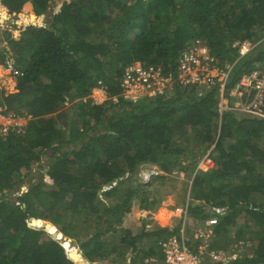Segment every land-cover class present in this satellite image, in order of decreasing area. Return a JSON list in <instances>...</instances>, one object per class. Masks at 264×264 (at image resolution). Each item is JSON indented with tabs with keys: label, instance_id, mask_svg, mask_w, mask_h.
<instances>
[{
	"label": "trees",
	"instance_id": "trees-1",
	"mask_svg": "<svg viewBox=\"0 0 264 264\" xmlns=\"http://www.w3.org/2000/svg\"><path fill=\"white\" fill-rule=\"evenodd\" d=\"M52 2L0 0L15 18L25 12L41 16ZM13 32L0 40L6 44L0 45V65L9 53L21 75H14L15 93L0 87V106L28 121L7 134L0 126V264L106 261L111 244L104 236L110 230L119 233L122 253H130L123 264H158L162 243L181 235L183 220L168 223L169 212L160 219L149 215L141 218L139 231L125 220L134 197L145 195L140 211L163 204L162 192L151 197L149 189L168 176L124 191L113 185L132 179L145 164L167 174L182 167L187 149L172 141L174 129L193 132V144L210 151L213 167L194 169L185 204L198 223L213 208L225 209L209 250L228 251L253 235L250 255L237 264H264V118L220 113L218 85L205 93L177 88L149 101H112L129 66L139 62L174 73L199 39L222 63L237 60L228 89L243 73L264 71V41L240 60L233 48L237 41H261L264 0H64L41 26L15 25ZM101 85L111 101L92 104L89 96ZM49 152L51 160L43 165ZM30 175L35 182L20 193ZM7 191L19 197L12 200ZM64 216L79 218L88 230L94 226L95 233L79 237ZM229 235L235 240L224 244Z\"/></svg>",
	"mask_w": 264,
	"mask_h": 264
},
{
	"label": "built area",
	"instance_id": "built-area-1",
	"mask_svg": "<svg viewBox=\"0 0 264 264\" xmlns=\"http://www.w3.org/2000/svg\"><path fill=\"white\" fill-rule=\"evenodd\" d=\"M60 7L61 5L58 9ZM262 42L253 43L250 40L235 42L233 48L238 51V60L250 54ZM6 55L5 66L9 72L16 76L21 75L15 67L14 59L9 53ZM236 61L222 63L212 54L208 43L199 39L179 58L174 73H165L161 66H145L139 62L129 66L121 80V93L113 101L118 103L120 97L132 102H140L142 98L152 100L158 96L171 95L177 88H196L205 93L218 85L221 94L220 113L229 110L236 115L264 118V71L243 73L228 89ZM92 95L93 104H102L109 99L108 90L103 85L94 88ZM231 101H234V108L231 106ZM22 119L14 114L5 113V108L0 106V126L3 134H7L11 127H22ZM161 174L159 170L153 169L145 174L142 173L140 180L147 183L154 176ZM224 212V208H213L212 216L198 227L195 233L197 241L194 243L183 235L170 236L162 243V260L156 262L158 264H237L245 254L244 246L240 242L234 244L233 247H236H230L228 251L209 250L214 237V227L217 226L219 216Z\"/></svg>",
	"mask_w": 264,
	"mask_h": 264
},
{
	"label": "rangeland",
	"instance_id": "rangeland-1",
	"mask_svg": "<svg viewBox=\"0 0 264 264\" xmlns=\"http://www.w3.org/2000/svg\"><path fill=\"white\" fill-rule=\"evenodd\" d=\"M64 0H53L50 6V10L39 16L35 12H25L22 13V15L19 18H15L14 16H11L9 14V11L6 7L1 5L0 3V40L3 39L4 33L6 31H11L13 32L14 26L15 25H20V26H27V25H33V26H41L43 22H45L50 16H52L55 11L58 10V7L62 5ZM34 16L36 19L35 22H31V17ZM14 34L16 32H13ZM18 35V32H17ZM264 41V36L261 37V41ZM1 46H5V43L0 44ZM4 65H0V87L7 93V94H12L16 92L17 88V79L14 76V74L10 73L7 67L5 66V60H4ZM93 94V91H92ZM90 95L89 98H92L93 95ZM99 94L96 95L98 97ZM93 99V98H92ZM115 99V97H112V101ZM142 101H149L147 98H142ZM111 101V98L109 97L108 100L106 101ZM105 101V102H106ZM129 101V100H126ZM113 103H115L113 101ZM231 106L234 108V101H231ZM74 118L77 116V111L74 110L73 112ZM238 117H242V115H237ZM27 119L23 118L21 121V126L20 128H24L25 125L27 124ZM174 132H176V135L172 136L173 137V142L182 145L187 149V154L188 156L186 158H182L183 160V166L174 171L171 174H167L168 177L165 178V180L162 183L159 184H153L151 188L149 189V192H151V197L155 196L156 191H161L162 192V199H163V204L159 208L155 209H143L142 211L138 210V207H142L144 202H142V199L145 198V195H142L140 192L139 196L140 198L134 197L133 201H135L132 205L131 208L133 211L127 216L126 218V226L127 227H132L133 231H139L142 227L141 225V218H149V217H156L158 219L163 218L165 216V212H169L168 216V223L179 221L180 219L183 220L182 224V233L186 239H191L193 243L196 240L195 233L198 230V227H201V223H198L197 221H194L191 219L190 216L187 215V210L185 208V204L189 201V195H190V189L192 186V182L194 179V176L196 174L197 170H201L203 172L209 171L213 167V162L210 157V151H207L206 153H203V150H200L196 145L193 144V132L181 130L179 132L177 129H174ZM178 132V133H177ZM182 133H185L183 136ZM73 148V147H72ZM52 152H49L48 154H45L43 156L42 163L43 165H47V163L50 162V155ZM195 166V167H194ZM158 168L156 165H151V164H145L142 165L141 167L138 168V172L135 173L132 177V179H129L125 181L123 184H114L113 187L118 186L121 191L124 190H130V188L138 182L143 185H149L152 184V179L148 181L147 183L141 182L140 178L142 173L145 174L150 170ZM196 168V171L194 169ZM159 169V168H158ZM148 170V171H147ZM160 170V169H159ZM143 180V179H142ZM30 182H35V177L33 175L28 176L25 180L24 183L22 184V190L20 193H24L27 188L29 187ZM6 196H9L12 200L16 199L19 197V193L14 192L10 194V192H5ZM258 203H263L262 198H257ZM127 215V214H126ZM153 215V216H149ZM62 221L66 225H70L71 227L74 228V233H76L79 237L81 238H88V236H91L95 233V230L93 229L94 226H92L89 230L86 229L84 224H80L79 218H74L73 220L67 219V217H62ZM93 224V223H92ZM109 233L104 236L108 243L111 244L110 249L108 251V257L105 259L106 261H99L96 264H123L129 257L130 253H122V250L119 248L120 247V242H119V233L113 230L108 231ZM230 238L227 239H222L224 244H228L235 240L233 235H229ZM252 240H253V235H252ZM252 240H247V241H241L240 243L243 248L245 249V254L250 255V248H253L255 244H252ZM162 242V241H161ZM146 244L145 241H143V245ZM231 245L230 247H233ZM229 247V248H230ZM236 247V246H235ZM233 247V248H235ZM119 248V249H117ZM162 251V250H161ZM244 254V255H245ZM163 255V254H162ZM155 259V258H154Z\"/></svg>",
	"mask_w": 264,
	"mask_h": 264
},
{
	"label": "clouds",
	"instance_id": "clouds-1",
	"mask_svg": "<svg viewBox=\"0 0 264 264\" xmlns=\"http://www.w3.org/2000/svg\"><path fill=\"white\" fill-rule=\"evenodd\" d=\"M62 6V5H61ZM60 9V8H59ZM58 9V10H59ZM92 99V98H91ZM107 102V101H106ZM106 102H104V103H106ZM104 103H102V104H104ZM93 104V103H92ZM102 104H98V105H102ZM243 117H247V116H243ZM157 170H159L158 168H156ZM160 172H162V174L161 175H163V176H168L167 175V173H165V172H163V171H161V170H159ZM140 178V177H139ZM176 236H178V235H176ZM179 236H181V235H179Z\"/></svg>",
	"mask_w": 264,
	"mask_h": 264
},
{
	"label": "bare ground",
	"instance_id": "bare-ground-1",
	"mask_svg": "<svg viewBox=\"0 0 264 264\" xmlns=\"http://www.w3.org/2000/svg\"><path fill=\"white\" fill-rule=\"evenodd\" d=\"M30 19H31V22H35L36 18L34 16H32Z\"/></svg>",
	"mask_w": 264,
	"mask_h": 264
},
{
	"label": "crops",
	"instance_id": "crops-1",
	"mask_svg": "<svg viewBox=\"0 0 264 264\" xmlns=\"http://www.w3.org/2000/svg\"><path fill=\"white\" fill-rule=\"evenodd\" d=\"M183 224V223H182ZM181 233H182V230H181Z\"/></svg>",
	"mask_w": 264,
	"mask_h": 264
}]
</instances>
